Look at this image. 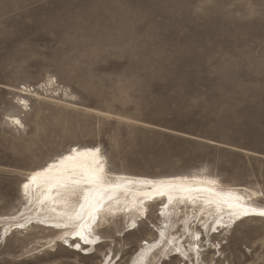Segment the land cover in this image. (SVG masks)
Returning <instances> with one entry per match:
<instances>
[{
	"label": "rangeland",
	"instance_id": "obj_1",
	"mask_svg": "<svg viewBox=\"0 0 264 264\" xmlns=\"http://www.w3.org/2000/svg\"><path fill=\"white\" fill-rule=\"evenodd\" d=\"M87 143L112 171L204 169L264 203V0H0V216L24 208L29 170ZM160 207L132 231L112 219L91 255L0 224V264H131ZM215 235L198 264H264V220Z\"/></svg>",
	"mask_w": 264,
	"mask_h": 264
},
{
	"label": "bare ground",
	"instance_id": "obj_2",
	"mask_svg": "<svg viewBox=\"0 0 264 264\" xmlns=\"http://www.w3.org/2000/svg\"><path fill=\"white\" fill-rule=\"evenodd\" d=\"M25 94L32 95L31 89ZM34 95L39 96L37 93ZM20 100L22 108L28 110L27 99ZM8 120L17 128L24 127L18 115H10ZM18 191L24 201V208L20 210L22 215L18 217V211L0 216L4 241L29 224L32 228L40 227L51 233L47 239L50 246L62 241L76 244L77 239L73 242L71 238L75 235L76 238L81 237L83 242L78 239L79 245L84 250L89 249L88 255L101 244L100 229L112 219L127 218L131 226L129 231L135 230L145 214L146 219L149 217L150 205L158 203L161 207L157 216L163 225L155 239L144 241L131 264H154L156 261L164 264L173 258L184 261V264L188 261L198 264L200 258L204 259L202 250L205 251L203 247H206L203 236L197 239L203 231L212 247L216 246L211 241L215 234L232 232L244 221L264 220V216H251L232 223L236 218L234 214H259L264 210V203L257 201L258 204L253 205L249 200L259 191L223 182L204 169L190 174L159 176L112 171L99 144L71 145L29 170ZM98 213L101 222L91 230V222L95 221ZM226 226L229 227L220 229ZM214 228L216 231L211 234ZM218 250L220 252L221 248Z\"/></svg>",
	"mask_w": 264,
	"mask_h": 264
},
{
	"label": "snow or ice",
	"instance_id": "obj_3",
	"mask_svg": "<svg viewBox=\"0 0 264 264\" xmlns=\"http://www.w3.org/2000/svg\"><path fill=\"white\" fill-rule=\"evenodd\" d=\"M16 123L19 124V121H16ZM25 187H27V185H25ZM259 215L264 216V210L260 211V212H259ZM198 238H199V237H197V239H198ZM85 242L87 243V242H89V241L85 240ZM76 247H79V245L77 244Z\"/></svg>",
	"mask_w": 264,
	"mask_h": 264
}]
</instances>
